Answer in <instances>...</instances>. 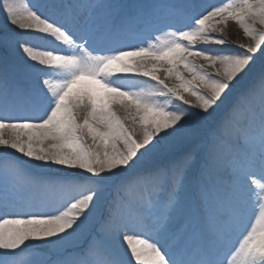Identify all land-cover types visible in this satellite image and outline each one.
Masks as SVG:
<instances>
[{
    "label": "snow or ice",
    "instance_id": "snow-or-ice-1",
    "mask_svg": "<svg viewBox=\"0 0 264 264\" xmlns=\"http://www.w3.org/2000/svg\"><path fill=\"white\" fill-rule=\"evenodd\" d=\"M0 9V264H264V0Z\"/></svg>",
    "mask_w": 264,
    "mask_h": 264
},
{
    "label": "bare ground",
    "instance_id": "bare-ground-1",
    "mask_svg": "<svg viewBox=\"0 0 264 264\" xmlns=\"http://www.w3.org/2000/svg\"><path fill=\"white\" fill-rule=\"evenodd\" d=\"M33 3L37 2H43V0H32ZM208 3L214 4V5H219L224 2V0H207ZM5 15L6 13L0 9V27H3L5 24ZM255 28L259 32H264V26H261L259 24L255 25ZM213 36H220L219 33H212ZM222 38H227V40L230 42L229 44H226L224 46H219V45H205L201 42L196 43V48H212V49H217V48H223L228 51H238L239 49L236 48V45L240 43H250L249 39L244 35L243 30L233 21H229L227 27L224 29L223 37ZM132 44H137L140 43L139 41H130ZM259 55V54H257ZM195 59V58H192ZM196 63H204L201 60H196ZM117 76L120 78V82L124 85L132 84L134 85L133 90H138L139 87L144 86L142 84L143 81H147L148 83H154L152 82L149 78L147 77H141L137 76L134 73H118ZM185 76L188 77V73H185ZM190 78V77H189ZM171 84L172 81H169ZM194 99V98H192ZM178 103V102H177ZM4 151V149H0V152ZM12 151V150H8ZM19 156L20 154H16ZM27 160V158H25ZM32 164H35L36 162H31ZM54 169H56V166H53ZM33 171H40L39 169H32ZM50 175H59V171H54L52 173H49ZM52 209L49 208L48 211H51Z\"/></svg>",
    "mask_w": 264,
    "mask_h": 264
}]
</instances>
